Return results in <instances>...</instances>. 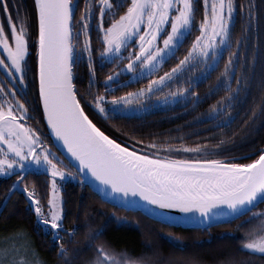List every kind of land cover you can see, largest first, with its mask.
<instances>
[{
	"label": "snow or ice",
	"instance_id": "obj_1",
	"mask_svg": "<svg viewBox=\"0 0 264 264\" xmlns=\"http://www.w3.org/2000/svg\"><path fill=\"white\" fill-rule=\"evenodd\" d=\"M202 2L204 11L198 23L199 34L178 63L157 76L154 73L159 66L175 55L178 46L191 32L196 12L193 0H117L116 3L85 0L78 20H74L75 0H34L38 22L35 37L38 102L42 103L43 115L52 132L63 142L70 157L78 162L73 173L69 165L42 142L39 132L27 124L28 105L20 97L27 87L25 77L29 71V18L20 14L12 0H0V11L6 14L9 27L6 32L4 24L0 23V71L4 74L0 78V175L16 177L9 189L11 193L21 185L33 165L42 166L50 173L51 194L44 204L34 186L29 188L23 184V191L29 198L37 223L46 231H52L55 240H63L60 232L74 236L77 230L64 227L63 198L57 177L78 175L81 182L91 177L98 182V185L90 183L91 187L105 198L112 197V202L120 201L121 206L135 210L145 206L141 204L143 201L162 209L191 213L193 215L185 219L201 224L219 223L222 218L236 219L264 202V149L247 162H227L222 158L186 159L167 154L219 150V145L208 148L207 142L177 148L152 141L147 148L154 151L143 153L136 145L144 142L135 136H130L131 143L126 145L101 130L85 113L77 95L79 90L73 82V67L86 54L91 87L96 72L94 51L99 53L101 67L105 62H115V71L105 76L110 89L122 73H131L137 79L144 78L145 73L151 76L147 86L136 91L120 96L94 95L91 103L105 117L109 111H121L125 105L139 104L153 94H159L165 101L184 98L187 94L196 95L191 91V84L188 87L180 84L169 91L164 89L184 72L195 70L197 65L210 73L227 51L223 70L226 95L212 106L207 118L230 110L231 101L239 94L241 85L234 68L240 60L242 41L239 38L234 41L232 36V21L238 5L236 0ZM94 4L99 8L96 28L102 34L103 47L100 49H93L90 36ZM121 7L125 9L122 12L118 11ZM239 7L242 9L244 5ZM106 13L111 14L107 25L104 23ZM251 15L249 11V17ZM125 60L127 62L123 63ZM202 75L206 78L204 73ZM234 78L235 89L231 83ZM106 103L112 107L106 108ZM161 152L165 154L161 155ZM9 198L5 197V205ZM252 219L258 222L244 221L251 226L245 233L243 248L264 253V210L252 213ZM102 235V229L89 230L88 247L94 249V255L86 264H153L150 258L131 256L127 250L117 251L109 242L100 239ZM15 236L25 237V240L17 243L14 237H5L0 241V264H46L35 249L30 248L25 232L18 230ZM58 254L68 256L63 243L58 244ZM186 264L201 262L191 259Z\"/></svg>",
	"mask_w": 264,
	"mask_h": 264
},
{
	"label": "trees",
	"instance_id": "obj_2",
	"mask_svg": "<svg viewBox=\"0 0 264 264\" xmlns=\"http://www.w3.org/2000/svg\"><path fill=\"white\" fill-rule=\"evenodd\" d=\"M22 16L29 18L27 25L29 48L32 65L28 75L29 109L34 121L31 125L38 130H45L52 147L69 164L54 146L43 115L42 105L38 102V78L36 77L37 57L35 37L38 22L35 13L34 0H12ZM114 3L117 0H113ZM77 11L74 20H78L85 6V0H75ZM126 3V2H125ZM192 32L186 36L174 56H170L154 75H162L169 71L182 58L190 47L191 41L198 35L197 23L202 19L203 4L199 0ZM237 9L232 36L235 41L241 39L239 48L240 60L235 64V75L240 77V91L231 101L230 110L226 109L219 116L209 119L211 108L226 95L225 87H218L223 74L227 51L222 56L219 65L204 80L193 87V92L200 97L198 103H175L160 105L141 114H115L105 117L91 103L94 95L102 93L105 96H120L125 92L136 91L147 84L150 77L136 82L116 85L109 90L105 76L115 71L112 63L105 62L103 67L99 53L93 52L96 72L95 83L89 87V70L87 56L77 61L73 67L74 84L79 90L77 95L85 113L106 134L126 145L131 143L130 136H135L144 142L137 144L143 153L150 151L147 145L155 141L160 144L174 146L207 147L219 145V150L212 151L211 158H222L227 162H247L255 159L259 151L264 149V0H236ZM240 4L244 7L241 9ZM11 9V5H10ZM122 7L119 11H124ZM251 11V17H249ZM1 20L6 22V14L0 11ZM15 19V12L12 13ZM98 13L95 11L90 27L93 49L103 47L101 33L96 28ZM110 21L104 18V23ZM9 28V27H7ZM79 25H76V29ZM75 30V29H74ZM233 47L236 45L234 43ZM29 58V57H28ZM235 61V58H234ZM123 77H125L123 75ZM232 88L237 87L236 79L232 80ZM115 85V83H113ZM22 96V95H21ZM70 167L76 169L69 164ZM16 177L11 176L0 180V236L10 235L22 230L26 233L32 248L46 264H85L87 258H92L94 249L88 247L89 230L102 229L101 240L109 242L117 251L127 250L131 256L150 258L153 264H186L196 259L201 264H264V255L249 252L243 248L245 232L251 224H245L251 215L264 206V203L252 212L230 223L217 225L209 229L183 228L153 220L140 211L126 210L104 201L84 182L69 181L62 189L64 227L76 228L75 235L60 232L63 240L57 241L52 231L48 233L37 223V217L30 203L22 193L15 191L12 195L9 189ZM23 184L36 189L38 197L44 204L50 195V176L44 171L27 172ZM10 198L5 205L6 196ZM242 225V226H241ZM50 227V226H49ZM63 243L68 249V256L58 254V244ZM173 254H175L173 256ZM172 255V256H171Z\"/></svg>",
	"mask_w": 264,
	"mask_h": 264
},
{
	"label": "rangeland",
	"instance_id": "obj_3",
	"mask_svg": "<svg viewBox=\"0 0 264 264\" xmlns=\"http://www.w3.org/2000/svg\"><path fill=\"white\" fill-rule=\"evenodd\" d=\"M199 0H193V3H194V7L196 8V12H195V18H196V13H197V6H198V2ZM112 2H113V0H112ZM201 2H202V0H201ZM114 3V2H113ZM202 4H203V2H202ZM125 7H126V3H125ZM199 7V6H198ZM122 8V7H121ZM120 8V9H121ZM119 9V10H120ZM118 10V11H119ZM95 11L97 12V13H99V8H98V6H95V4H94V6H93V13H95ZM203 11H204V8H203ZM99 16V15H98ZM202 16H203V12H202ZM235 16H236V11H235V13H234V16H233V21H232V27H233V25H234V22H235ZM106 17H109V18H111V14L110 13H106L105 14V16H104V18H106ZM1 18H2V15L0 14V23H3L5 26H6V22L4 23V21L3 20H1ZM92 22H93V20L90 22V27H91V25H92ZM199 23V22H198ZM198 23H197V27H198ZM8 27V26H7ZM5 28V31H6V29H9V28ZM193 27H194V25H193ZM193 27H192V29H191V32H192V30H193ZM190 32V33H191ZM31 34H29V36H30ZM187 35H189V34H187ZM186 35V36H187ZM101 36H102V34H101ZM186 38V37H185ZM184 38V39H185ZM161 39H162V37H161ZM181 45V44H180ZM179 45V46H180ZM178 46V47H179ZM133 46L130 44L129 45V48L131 49ZM30 52H31V50H30ZM226 52V51H225ZM224 52V53H225ZM224 53H223V55H224ZM127 53H125V55H126ZM168 58H166V60H167ZM165 60V61H166ZM221 60V59H220ZM220 60H219V63H220ZM164 61V62H165ZM127 61L125 60L123 63H126ZM164 62L159 66V68L164 64ZM219 63H218V65H219ZM32 65V56L30 55V53H29V58H28V66H29V71H28V73H27V75H26V77H25V84H26V88H25V91H24V93H26V91L28 92V75L30 74V66ZM217 65V66H218ZM216 66V67H217ZM215 67V68H216ZM159 70V69H158ZM213 71V70H212ZM211 71V72H212ZM157 72V71H156ZM155 72V73H156ZM210 72V73H211ZM234 72H235V68H234ZM154 73V74H155ZM202 73H204L205 75H206V78L210 75V73H206L205 72V69L202 67V66H200V65H197V67L195 68V70H190V71H186V72H184L183 74H181L180 76H179V79L178 80H173V82L171 83V84H167L166 85V87H165V91H169V90H173V89H175L178 85H180V84H183L185 87H188L189 86V84H191V91L193 92V87L197 84V83H199L200 81H202V80H204L205 78H204V75H202ZM123 75L125 76V77H123ZM3 77V75H2V73L0 72V78H2ZM146 77H150V79H151V76H149L147 73H145V77L144 78H142V79H137L135 76H133L131 73H122L113 83H115V85L114 84H112V88L110 89L109 88V90H114L115 88H116V85H117V83H118V85H123V84H127V83H129V82H136V81H139V80H143V79H145ZM147 86V84L146 85H143V87H146ZM219 88L220 87H224L223 86V74L221 75V77H220V81H219V83H218V85H217ZM195 93V92H194ZM22 100H24L25 101V103L28 105V110H29V116H28V119H27V124L29 125V126H31V127H33V128H35L36 129V127H34L33 125H31L32 124V122L34 121V116H33V113H32V111H30V109H29V105L31 104L30 103V101H29V98H27V96H25L24 94L20 97ZM193 99H194V101H193ZM199 100H200V97L198 96V94L196 93V95H191V94H187L184 98H179V97H177V98H169L167 101H165L159 94H153L152 96H151V98L150 99H146V100H144V99H142L141 101H140V103L139 104H137V103H135V102H133V103H131V104H129V105H125L124 107H123V110H121V111H118V112H112V111H109V113H108V115H115V114H141V113H143V112H145V111H149L150 109H153V108H155V107H157V106H164V105H168V104H175L176 102L177 103H181V104H187V103H190L191 101H193V104H196V103H198L199 102ZM141 105H144V107H141ZM105 107L106 108H111L112 106L109 104V103H106L105 104ZM104 115V114H103ZM21 122L23 123L24 122V120H21ZM38 132H39V134H40V137H41V140H42V142L44 143V144H46L47 146H48V148L49 149H51V151L52 152H54L57 156H59L61 159H62V157L56 152V150L52 147V145H51V142H50V140H49V138H48V135L46 134V132H45V130H38V129H36ZM177 148H179L180 146H176ZM150 151H154V150H151V149H149ZM212 153V151L211 152H206V153H201V154H197V153H188V152H184V151H180V152H173V153H167V154H169V155H176L177 156V158H181V157H183V158H186V159H198V158H208V159H210L211 158V154ZM165 153L164 152H161V155H164ZM64 161V160H63ZM64 164H66V165H69V164H67L65 161H64ZM34 170L35 171H44V172H46V173H48L49 174V176H50V173L49 172H47V170L44 168V167H42V166H37V165H34ZM69 170L70 171H72L73 173H75L76 171H74L71 167H70V165H69ZM4 178H7L6 176H2V175H0V180H2V179H4ZM57 179V184H58V186H59V189H60V193H62V189H63V186H64V184L66 183V182H69V181H79V176L77 175V176H66V177H64V178H60V177H57L56 178ZM51 194V193H50ZM62 196V195H61ZM261 210H264V206L261 208V209H258V210H256L255 212H259V211H261ZM255 212H253V213H255ZM250 219H252V215H251V217H250ZM253 221L251 222V224H255V223H257L258 222V220H255V219H252ZM50 231V230H49ZM49 231H46L47 233L49 232ZM246 233V232H245ZM5 237H14L15 238V240H16V242L17 243H21V242H23L24 240H25V237H20V236H15V233H13V234H10V235H2V236H0V241H2L3 240V238H5ZM27 239V238H26ZM27 241H28V239H27ZM11 241H9V243H10ZM28 243H29V241H28ZM29 245H30V243H29ZM30 248H32L31 247V245H30ZM245 249V248H244ZM245 250H247V251H249V252H253V253H256V254H259V255H264V253H259V252H255V251H253V250H248V249H245ZM175 254H173V256H174ZM172 256V255H171ZM91 258H87L86 260H85V264H86V261H88V260H90Z\"/></svg>",
	"mask_w": 264,
	"mask_h": 264
},
{
	"label": "water",
	"instance_id": "obj_4",
	"mask_svg": "<svg viewBox=\"0 0 264 264\" xmlns=\"http://www.w3.org/2000/svg\"><path fill=\"white\" fill-rule=\"evenodd\" d=\"M41 105H42V103H41ZM42 110H43V107H42ZM44 118H45L46 125H47V128H48V133H49V135L52 138V142H53L54 146L58 149V151L61 153V155L68 162L71 161V165L76 169V165H77L78 162L75 161L74 158L70 157V154L67 153L66 147L63 145V142L61 140H59V138H57L54 135V133L52 132L50 126L47 124V120H46L45 116H44ZM33 168H34V165H33V167L31 169H33ZM83 182L86 185H88L94 192H96L104 201H106L107 203H109L111 205L118 206L119 208H123V209H126V210L140 211L143 214H145L146 216H148L149 218H151L153 220H156V221H159V222H162L165 219H169V220H171V222H167V223L166 222H162V223L171 224L173 226H178V227H183V228L209 229V228L217 226V225L230 223V222L235 221V220H237V219H239V218L244 216L243 215V216H240V217H238L236 219H232V220H228L227 218H222V222H219V223L211 222L210 224H201V223H199V222H197L195 220H186L185 219V217L193 215L191 213H183V212H181V211H179L177 209H162V208H159L158 206L148 205V204H146V202H143V201H141V204L145 205L143 208H137V209L133 210V209H130L128 207L121 206V202L120 201L112 202V199H113L112 197L105 198V196L101 195L96 190V188L90 186V183L93 184V185H98V182H95L94 180H92L91 177H89L88 179H86ZM15 191H18L19 193H22L24 195V197L26 198V200L29 202V198L27 197L26 193L23 191V187L18 186V188L16 190L11 191L10 195H12ZM137 199H139V198H137ZM262 203H264V202L258 203L256 207H258ZM246 214H248V213H245V215Z\"/></svg>",
	"mask_w": 264,
	"mask_h": 264
},
{
	"label": "flooded vegetation",
	"instance_id": "obj_5",
	"mask_svg": "<svg viewBox=\"0 0 264 264\" xmlns=\"http://www.w3.org/2000/svg\"><path fill=\"white\" fill-rule=\"evenodd\" d=\"M0 14H1V13H0ZM8 30H9V29H6V32H8ZM29 53H30V48H29ZM28 57H29V55H28ZM28 57H27V59H28ZM0 72L2 73V75H4L2 71H0Z\"/></svg>",
	"mask_w": 264,
	"mask_h": 264
}]
</instances>
